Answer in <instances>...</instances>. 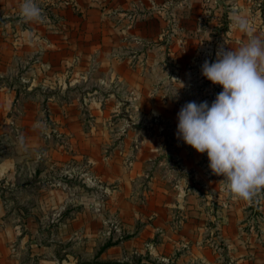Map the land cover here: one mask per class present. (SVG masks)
Wrapping results in <instances>:
<instances>
[{"label": "rangeland", "instance_id": "374dc122", "mask_svg": "<svg viewBox=\"0 0 264 264\" xmlns=\"http://www.w3.org/2000/svg\"><path fill=\"white\" fill-rule=\"evenodd\" d=\"M52 6L36 23L50 21L53 34L13 19L26 47L49 36L53 47L10 67L27 84L9 82L19 97L0 131L7 218L75 264H259L264 193L233 199L177 128L183 105L223 90L203 63L264 39V0H186L184 17L147 19Z\"/></svg>", "mask_w": 264, "mask_h": 264}, {"label": "clouds", "instance_id": "9594fccd", "mask_svg": "<svg viewBox=\"0 0 264 264\" xmlns=\"http://www.w3.org/2000/svg\"><path fill=\"white\" fill-rule=\"evenodd\" d=\"M25 22L42 18L35 0H23ZM243 30L246 25L241 23ZM202 75L222 87L215 100L187 102L178 112L177 137L223 177L233 199L248 201L264 192V39L251 38L238 49L217 52L205 61Z\"/></svg>", "mask_w": 264, "mask_h": 264}, {"label": "crops", "instance_id": "0c3cea01", "mask_svg": "<svg viewBox=\"0 0 264 264\" xmlns=\"http://www.w3.org/2000/svg\"><path fill=\"white\" fill-rule=\"evenodd\" d=\"M59 0H35V3L41 8L42 16L47 19L53 18V3ZM70 2L71 5L74 3L79 9H91L95 7L102 15L107 13H113L117 17H130L138 19V17L153 18V17H184L186 9V0H63ZM190 2H218L225 0H188ZM23 0H0V131L9 126L10 118L9 111L11 108L10 103L19 97L17 92L19 91L9 82L17 80L23 84H27L25 77H17L13 79L10 76V67L13 65L15 60H21L23 63L27 62V55L31 48L43 49L53 47L52 36H49V42L35 41L30 43V46L26 47L23 43L22 34L25 27L22 24L19 26L13 24L14 18H21L20 5ZM86 3V4H84ZM46 5L45 7H43ZM52 7L47 11L46 7ZM44 8V9H43ZM46 10V11H45ZM93 10V9H91ZM93 10V11H95ZM22 21V20H20ZM42 22V21H41ZM36 21L28 22L27 26L38 33L53 34V25L49 21V25L42 24ZM27 23V22H26ZM23 27V28H22ZM128 28H132V25ZM25 32H28L26 29ZM16 33L20 35V40L15 41L14 44H18V47L11 45V34ZM17 48V50H14ZM30 48V49H29ZM16 51V52H15ZM25 54V55H24ZM44 55V53H42ZM50 61H52V54L49 55ZM26 86L24 85V89ZM9 158H0V180H4L7 185H12L9 177V170H1L8 163ZM5 163V164H4ZM4 166V167H3ZM5 176V177H4ZM3 178V179H2ZM5 182L0 183V264H75L71 260L61 261L53 254L52 245L50 242L32 245L35 240L28 233H21L19 226L14 224L11 219L7 218L5 212L6 200L4 193L8 189L6 188ZM264 193V192H263ZM122 208L125 210L122 212L123 215L131 217L134 206L132 203L126 201L120 203ZM120 206V205H119ZM160 209H163L159 207ZM231 210L232 207H230ZM120 209V208H119ZM168 211V210H166ZM133 220V218H131ZM128 221V219H125ZM54 242V241H53ZM130 241L124 242L128 243ZM69 259V256L66 255ZM264 257H259L257 263L262 264ZM243 261V260H241ZM238 264V263H237Z\"/></svg>", "mask_w": 264, "mask_h": 264}]
</instances>
